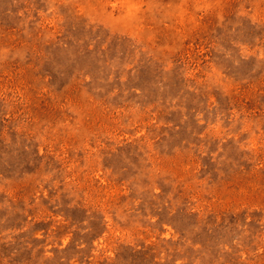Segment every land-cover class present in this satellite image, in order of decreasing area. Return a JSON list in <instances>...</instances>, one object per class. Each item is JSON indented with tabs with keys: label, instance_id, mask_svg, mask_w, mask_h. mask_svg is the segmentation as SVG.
I'll list each match as a JSON object with an SVG mask.
<instances>
[{
	"label": "rangeland",
	"instance_id": "rangeland-1",
	"mask_svg": "<svg viewBox=\"0 0 264 264\" xmlns=\"http://www.w3.org/2000/svg\"><path fill=\"white\" fill-rule=\"evenodd\" d=\"M0 264H264V0H0Z\"/></svg>",
	"mask_w": 264,
	"mask_h": 264
}]
</instances>
